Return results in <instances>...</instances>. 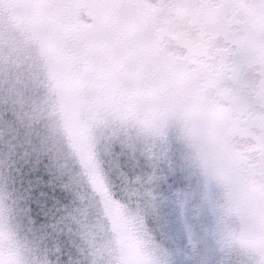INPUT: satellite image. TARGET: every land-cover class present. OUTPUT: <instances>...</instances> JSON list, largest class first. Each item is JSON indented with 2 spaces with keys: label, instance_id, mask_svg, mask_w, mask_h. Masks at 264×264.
Segmentation results:
<instances>
[{
  "label": "snow or ice",
  "instance_id": "obj_1",
  "mask_svg": "<svg viewBox=\"0 0 264 264\" xmlns=\"http://www.w3.org/2000/svg\"><path fill=\"white\" fill-rule=\"evenodd\" d=\"M22 7L0 0V264H264V0Z\"/></svg>",
  "mask_w": 264,
  "mask_h": 264
},
{
  "label": "rangeland",
  "instance_id": "obj_2",
  "mask_svg": "<svg viewBox=\"0 0 264 264\" xmlns=\"http://www.w3.org/2000/svg\"><path fill=\"white\" fill-rule=\"evenodd\" d=\"M51 0H20L23 5H35L33 8L22 7L18 9L17 15L21 19H25L32 23L45 24L54 18L63 19L66 17L82 18L104 15L107 17L108 12L104 9L103 5L107 0H55V7H49L47 11L41 8L42 4H49ZM133 7L128 11L134 16H138V9L135 8L137 0H127ZM58 57V55L56 56ZM110 223L121 222V210L116 205L109 207Z\"/></svg>",
  "mask_w": 264,
  "mask_h": 264
},
{
  "label": "trees",
  "instance_id": "obj_3",
  "mask_svg": "<svg viewBox=\"0 0 264 264\" xmlns=\"http://www.w3.org/2000/svg\"><path fill=\"white\" fill-rule=\"evenodd\" d=\"M57 55L59 56V52L56 49H54L53 50V57H54V59L55 58H58V57H56Z\"/></svg>",
  "mask_w": 264,
  "mask_h": 264
}]
</instances>
